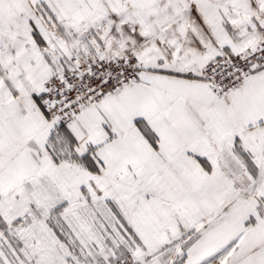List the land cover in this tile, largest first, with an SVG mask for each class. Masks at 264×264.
<instances>
[{
    "label": "snow or ice",
    "instance_id": "1",
    "mask_svg": "<svg viewBox=\"0 0 264 264\" xmlns=\"http://www.w3.org/2000/svg\"><path fill=\"white\" fill-rule=\"evenodd\" d=\"M0 264H264V0H0Z\"/></svg>",
    "mask_w": 264,
    "mask_h": 264
}]
</instances>
